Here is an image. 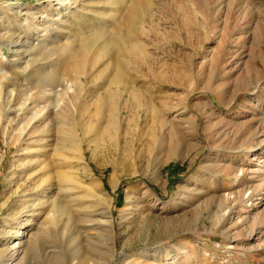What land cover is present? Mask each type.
I'll list each match as a JSON object with an SVG mask.
<instances>
[{"label": "rangeland", "instance_id": "1", "mask_svg": "<svg viewBox=\"0 0 264 264\" xmlns=\"http://www.w3.org/2000/svg\"><path fill=\"white\" fill-rule=\"evenodd\" d=\"M263 80L264 0H0V264H264Z\"/></svg>", "mask_w": 264, "mask_h": 264}, {"label": "bare ground", "instance_id": "2", "mask_svg": "<svg viewBox=\"0 0 264 264\" xmlns=\"http://www.w3.org/2000/svg\"><path fill=\"white\" fill-rule=\"evenodd\" d=\"M80 1V0H79ZM79 5H80V3H79ZM12 40V39H11ZM110 44V43H109ZM13 45H14V43H13ZM22 45V44H21ZM21 45H17L19 48H21L22 46ZM105 45V44H104ZM107 46H108V44H107ZM110 46V45H109ZM104 47V46H103ZM137 48V46L135 47V46H133V49L135 50ZM33 65V64H32ZM12 76H14V75H12ZM264 81V80H263ZM254 93H255V91H253ZM71 138H73V137H71ZM74 139V138H73ZM72 139V140H73ZM157 140V139H156ZM68 141H71V139L70 140H68ZM75 142V141H74ZM156 142V141H155ZM70 143V142H69ZM158 144V143H157ZM69 146V145H68ZM70 147H74V148H76V144H74L73 142L72 143H70ZM40 171V170H39ZM39 173L40 172H36L35 174H33V176L29 179V180H33L34 181V183L35 184H38L39 185V188L37 189V191H40L41 190V194H42V197H40V195H37L38 196V198L37 199H40V200H42V198H47L48 197V195H49V193H47V192H49V191H44L45 189H43L44 188V182H41L42 181V179H40V177H38V178H36V179H34L35 177H37L38 175H39ZM59 177H60V179L59 180H61V181H63L65 184H66V186H68V185H70V184H72V185H70V187L71 186H73L74 185V188L75 187H77V188H81V187H79L80 186V184L77 182V180H76V178L72 175V173H65V174H59ZM28 180V181H29ZM37 188V187H36ZM37 196H35V197H37ZM40 197V198H39ZM94 198H96L95 196H94ZM42 204L43 203H36L35 205H34V207H33V209L34 208H40V207H42ZM52 205V207L51 208H53V207H57L55 204H50L49 205V207ZM106 206V205H105ZM48 207V208H49ZM47 208V209H48ZM107 208V207H106ZM109 208V207H108ZM46 209V210H47ZM110 209V208H109ZM108 209V210H109ZM54 210V209H53ZM60 210V209H59ZM36 211V210H35ZM38 211V210H37ZM33 212V211H32ZM61 212H62V210H61ZM62 213H64V212H62ZM97 213H98V211H97ZM41 213H40V211H38V213H33L31 216H29V217H27L26 218V221H29V222H31V223H34L35 221V219L37 218V217H40L41 215H40ZM102 215H104V216H108V218H110L111 216H110V213L109 212H106V213H98V214H96L95 216L96 217H98V220L100 219V218H103V217H101ZM55 217V216H54ZM62 217V216H61ZM95 218V217H94ZM55 219V218H54ZM34 221V222H33ZM102 221V220H101ZM103 224H110L111 226H112V223H111V221L109 222H107V221H103ZM33 225H36L37 226V223H34ZM20 226H22L21 224H20ZM37 228H38V226H37ZM44 229V228H43ZM38 231V232H37ZM42 231V229L41 230H36V232L37 233H40ZM5 233V232H4ZM36 233V234H37ZM25 232L24 231H22V229L21 228H16V230H14V231H11V232H6V236L8 237V240H9V243H8V245H7V248H5L4 250H3V252H2V256H3V258L5 259V257H9V259H8V261H11V264L12 263H14L15 262V260H16V257H18V255L19 254H21L22 253V251H24L23 250V246H24V241H22L23 240V237H25ZM35 236V235H34ZM34 236L33 235H31L30 233H28L27 234V239H31V238H34ZM14 240V241H13ZM30 242V241H29Z\"/></svg>", "mask_w": 264, "mask_h": 264}]
</instances>
